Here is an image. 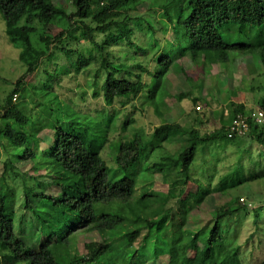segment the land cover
<instances>
[{
    "label": "trees",
    "instance_id": "1",
    "mask_svg": "<svg viewBox=\"0 0 264 264\" xmlns=\"http://www.w3.org/2000/svg\"><path fill=\"white\" fill-rule=\"evenodd\" d=\"M160 1L165 20L152 23L135 16L145 3L158 6ZM177 1L70 0L74 13H68L52 0H0L6 35L21 49V60L27 68L12 93L0 103V145L7 155L0 182V264H243L241 247L229 239L231 230L224 223L248 211V204L236 198L229 205L215 208L211 220L193 229L181 209L195 183L192 175L199 152L205 159L209 144L226 141L234 146L241 142L229 173L215 189H204L199 204L214 192L226 193L264 177V125L251 123L245 137L228 138V126L237 114L246 112L244 106L234 105L230 121L211 134L201 136L196 129L165 124L150 137L136 132L133 139L121 142L114 168L110 169L102 158L104 142L117 124L116 114L107 108L116 103L125 107L141 96L155 106L158 94L162 98L163 79L177 59L187 58L204 68L206 63L226 65L231 53L258 54L264 75V0H189L185 5ZM48 24L61 25L60 33L50 35ZM157 26L164 35L171 27L174 40L161 45ZM233 27L247 33V43L233 44L223 39V30L232 33ZM136 32L144 39H135ZM150 32L155 44L150 59L154 63L152 72L146 61L152 53L147 38ZM41 67L50 69L53 75L63 67L57 89L67 76H87L88 89L94 98H102L105 109L92 113L78 100L62 101L57 94L51 95L55 90L52 85H45L51 98L44 103L42 95L35 92L38 88L31 84L28 89L33 92L30 97L35 105L32 110H18L15 106L26 89L24 81L37 72L40 81ZM85 94L82 92L81 98ZM260 106L264 110V100ZM38 107L41 111L35 110ZM133 121L129 116L124 120V131ZM46 130L49 138L42 136ZM173 130L186 138L181 152L164 157L160 163L147 157L144 168L145 149L154 150L156 143L168 140ZM43 143L45 147H41ZM26 163L35 173L44 172V177L52 176L45 172L46 166L58 168L59 182L69 177L61 194H49L47 181L35 176L34 183L29 184L19 169ZM156 175L167 182L165 195L153 191ZM59 182L55 188L61 186ZM138 182L149 185L133 201ZM18 187L23 198L19 221L15 219L14 200L7 205L16 196L10 191L16 192ZM174 200L177 207L161 215L151 210L157 202ZM252 211L254 220L261 218L263 222L262 210ZM27 216L33 220L31 227L24 223ZM88 232L108 238L103 243L85 244L84 255H70L72 241ZM39 235L40 241L36 240ZM138 235L143 236L142 243L132 249ZM259 264H264V259Z\"/></svg>",
    "mask_w": 264,
    "mask_h": 264
},
{
    "label": "rangeland",
    "instance_id": "2",
    "mask_svg": "<svg viewBox=\"0 0 264 264\" xmlns=\"http://www.w3.org/2000/svg\"><path fill=\"white\" fill-rule=\"evenodd\" d=\"M52 1L58 7L65 8L68 13H74L70 0ZM179 1H181L182 5H185L189 0ZM163 5L162 1L159 2L158 6L154 5L153 2H147L139 8L135 16L143 19L145 22L148 21L152 23L165 20L162 16ZM158 27L159 26H157L156 36L161 45L164 46L166 41L174 40L175 36L171 27L167 35H164ZM5 30V22L0 14V103L5 101V98L12 93L17 81L25 74L27 69L26 64L21 60V49L10 43ZM46 31L50 35L57 36L61 31V25L54 26L48 24L46 25ZM252 33L255 34V30H252ZM246 34V32L241 34V32L235 30L234 27L232 33L228 32V30H223L222 32L223 39L233 44L247 43ZM135 35V39H144L142 33L136 32ZM147 38L149 40V50L152 52L154 51L155 44L152 42L153 35L151 32L150 34L148 33ZM82 45L84 44L82 43ZM168 49L169 54H172L171 46H169ZM116 50L118 51L119 48H116ZM152 54L153 52L146 58L150 72L154 71V63L150 60ZM60 63L62 64V61ZM40 71H42V78L40 81V77H38L37 74L38 72L28 76L24 81L26 89L24 93L22 92L20 94L16 102L17 105L15 106L18 110L24 109L25 107L30 110L33 109L35 103L31 101L30 97V94L33 95V92L31 89H28L31 84H35V87L38 88L35 92L42 95L41 100L44 103H49L51 98L50 95H46L48 92L45 85H52L55 89V93L52 91L51 95L57 94L62 101H67L68 98L78 100L80 101L79 104L81 107L92 113L105 109L102 98H94L92 92L88 89L87 83L89 78L87 76L82 74L67 76L62 80V87L57 89L56 86L58 83L56 82L59 80V77L63 76L61 74L63 67L57 68L56 73H59V75L56 73L54 75L51 74L50 69H46V67H41L39 72ZM55 75H57V77ZM90 75L91 73L89 76ZM51 77L53 78L52 80ZM144 78L148 83L151 81L147 75H145ZM162 90V98H160L158 94L157 104L155 106L148 104L145 97L141 96L125 107L116 103L114 106L107 108L110 113L116 114L117 120L114 130L109 134L108 141L104 142L102 150V158L106 161L110 169L111 167H115L114 159L118 153V145L121 142L133 139L136 132L150 137L156 133L157 128L169 124L172 126H180L187 130L196 129L200 132L201 136H204L215 132L230 121H228V119L230 112L235 108L234 105L244 106L246 111L260 109V102L264 100L263 67L258 54L244 56L240 53H231L230 62L226 65H211V63H206V67L204 68L200 65H195L187 58H179L163 79ZM84 91H86V94L81 98V94ZM83 101H85V103H82ZM198 108L200 109L198 110ZM41 109L42 107L35 108L37 111H41ZM128 116L129 119H134V121L128 125L129 129L124 131L122 124ZM49 135L50 132H48V130L42 133L44 138H49ZM167 139L168 140L160 141L161 143L159 144L156 143L157 146L154 150L149 148L145 149L144 164L142 165L144 168L146 167V160L150 156L153 163H160L164 157L178 154L185 146L184 140L186 138L184 136L180 137L174 130ZM235 144L236 145L233 146L231 142L226 141L209 144L205 148V154L207 153L205 159L199 152L192 176L194 180L198 179L200 182L198 183L196 180H193L195 183L191 182L193 185L190 186V191L186 195L187 202L181 209V212L184 215H188L187 221L190 228L193 229L211 220V212L215 208L229 205L236 198H240L241 202L243 200L242 203L250 206V209L230 218V220L224 223V226L229 227L231 230L229 239L234 240V243L241 247V260L243 264H259L264 259V220L262 222L260 218L258 221H255L252 210H262V215H264V177L233 190H229L226 193L214 192L212 197L208 199L210 196H207V198L201 202L202 204L198 202L200 195L204 193V189H215L222 177L226 176L231 170L235 160L239 156L237 147L241 142L237 141ZM41 147H45L44 143ZM6 159L7 155L0 145V182L3 173L2 164ZM46 168L47 171L45 172H50L52 175L51 177H44L43 175H45V173L42 171L35 173L30 163L19 166L21 172L25 174L26 178L29 180V184L32 185L34 183L32 181L34 176L38 177L39 181H47L45 186L47 192L53 195L56 194L55 196H57L61 194L59 191H62L69 177L61 178L62 181L59 182V175L57 173L59 169H51L49 166H46ZM110 174H112L111 170ZM140 177L144 178L142 174ZM154 180L155 185L153 191L165 195L168 189L165 185V183H167L166 180L163 181L161 175H156ZM58 182L61 186L55 188ZM148 185L149 183L146 182H138L133 201L141 197ZM197 186L202 189L198 190ZM21 190L22 189L18 187L16 192L15 190L10 191V195L16 196L14 199L10 198V201H7V205H10V202L14 200L13 210L17 221H19L20 217L23 215V198L21 197ZM176 202L177 200L171 202L160 201L152 205L151 210L161 215L167 209L177 207ZM32 222L33 220H31L30 216H27L24 220V223H30L28 227H31ZM145 233L144 231L143 236ZM143 236H137L132 249L141 245ZM39 237L40 235L36 240H39ZM47 237L48 236H46V238ZM106 238H108L106 234L98 232L84 233L70 244V255L74 253L84 255L85 244L90 242L103 243ZM38 242L35 243L38 244ZM189 255H193V252H190ZM166 260L168 261L167 257ZM161 263H164V260ZM18 264H27V262Z\"/></svg>",
    "mask_w": 264,
    "mask_h": 264
},
{
    "label": "built area",
    "instance_id": "3",
    "mask_svg": "<svg viewBox=\"0 0 264 264\" xmlns=\"http://www.w3.org/2000/svg\"><path fill=\"white\" fill-rule=\"evenodd\" d=\"M199 109L200 108H198V110ZM1 113L2 111L0 109V115ZM251 123L263 126L264 110L257 109L255 111H246L244 114H237L236 117L232 120L231 124L228 126V138L232 139L234 137H245L249 133Z\"/></svg>",
    "mask_w": 264,
    "mask_h": 264
}]
</instances>
